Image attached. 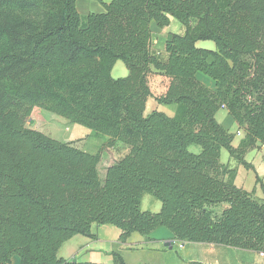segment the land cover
<instances>
[{"label": "trees", "instance_id": "obj_1", "mask_svg": "<svg viewBox=\"0 0 264 264\" xmlns=\"http://www.w3.org/2000/svg\"><path fill=\"white\" fill-rule=\"evenodd\" d=\"M95 1L105 11L82 18L76 0H0V264H107L58 257L76 235L96 240L93 225L118 228L122 243L164 227L174 241L264 254V186L256 198L220 162L226 150L251 170L245 155L264 146V0ZM171 18L183 32L152 51L150 24ZM117 61L128 74L115 79ZM151 73L167 79L155 100L175 116L145 114ZM35 107L103 144L89 153L25 127ZM222 107L244 132L237 147L216 119ZM116 144L125 153L100 179L101 154ZM144 194L158 212L141 209Z\"/></svg>", "mask_w": 264, "mask_h": 264}, {"label": "rangeland", "instance_id": "obj_2", "mask_svg": "<svg viewBox=\"0 0 264 264\" xmlns=\"http://www.w3.org/2000/svg\"><path fill=\"white\" fill-rule=\"evenodd\" d=\"M183 31L181 24L174 18H171L170 24L164 28V32L179 34ZM198 48L213 50L214 43L212 41H201ZM128 74L127 69L121 61H118L116 66L111 71V76L113 78L125 77ZM150 88L153 91L152 100L156 101L155 98L159 97L163 91L166 84H168L167 79L163 77H158L157 74L151 73L149 75ZM207 80L211 79L208 78ZM170 105L159 104L157 111L168 110ZM175 106V105H174ZM152 105L149 103L147 106V111L150 112ZM155 109V108H154ZM225 116L223 110H219L217 113V120L220 117ZM32 120V122H30ZM221 121V120H219ZM221 123V122H220ZM224 125V124H223ZM226 126V125H224ZM25 127L37 130L43 134L49 136L50 138L59 142H73L77 147L84 149L90 153H95L103 144V136H94L92 132L81 125L69 123L62 117H59L47 110L35 107L29 118L25 122ZM231 132H235L234 127L226 126ZM237 140V136L235 137ZM192 153H198L200 148L198 146L192 145L189 148ZM125 153V149L120 144H116L110 149H104L101 154V160L98 165L99 177L100 179L104 176V171L107 165L113 163L115 159H118ZM228 159V153L226 150L221 151V162H226ZM249 177H252V173H248ZM141 209L143 211L158 212L160 210V202L154 199L149 194H144L141 200ZM167 232L166 229H162ZM91 231L98 233L99 241L90 243L94 247H105L112 241L115 242V234L120 233V230L112 225H93ZM79 238L84 236L79 235ZM142 237L138 233H134L133 239ZM78 240L72 239L64 243L58 251V257L66 258V260L75 259L80 261L82 257L77 258V256L68 255V248L73 247L77 249ZM119 241V240H118ZM180 243L185 245V249L180 247ZM135 250L126 251L122 250V256L126 259L127 264H143L148 261H152L151 264H249L245 258H241V251L235 248L218 246L210 248L211 246L203 243H192L187 241H175L170 247L165 242L150 243L147 246L138 248L139 246L133 245ZM115 251H117L115 249ZM114 253V252H113ZM88 256L96 261V263H110L111 258L104 253L95 254L90 253ZM251 256L254 261H260L261 257L256 253H252ZM244 259V260H243ZM135 263H132L134 262ZM19 264V258L17 256L12 257L9 264Z\"/></svg>", "mask_w": 264, "mask_h": 264}, {"label": "crops", "instance_id": "obj_3", "mask_svg": "<svg viewBox=\"0 0 264 264\" xmlns=\"http://www.w3.org/2000/svg\"><path fill=\"white\" fill-rule=\"evenodd\" d=\"M110 1L111 0H102V2H104L106 4L110 3ZM75 6H76V10H77L78 14L82 18L86 17L88 14H91V13L99 14V13H103L105 11L103 5L101 3H99L98 1H95V0H76ZM164 28H162V29L157 28L153 22L150 24V29L152 31L150 48L154 52L162 53L164 51V42H165V39L168 35L167 33L164 32ZM181 33H179V34H181ZM169 34H171V33H169ZM200 42L201 41L196 42V44H195L196 47L200 45L199 44ZM214 47H215V45H214ZM211 51H215V48ZM117 62L114 64L113 68L116 66ZM113 68H112V70H113ZM154 74H157L158 77H163L164 79H166L161 74H158V73H154ZM195 76H196V79L200 83H202L203 85H205L206 87H208L209 89H211L213 91L215 90V82L212 80H211V82H209L210 80H207L209 77H207L206 75H204L200 72L196 73ZM149 79H150V77H148V85L150 88ZM167 85L168 84H166V87H164V91L160 96H162L165 93V91L167 89ZM150 91L153 95V91L151 88H150ZM149 103L152 105V107L150 109L151 111L158 109L159 104L156 101L152 100V97L148 98V100L146 102V107H145V114H148L151 112V111L150 112L147 111V106ZM169 107L170 108H168V110L160 111V112H163L164 114H166L169 117L175 116L176 111H177V106L176 105L174 106V104H172ZM220 110H223L225 112V116H222L219 118V120H221V121H219V120H217V121L219 123L221 122L220 124L226 130H228L230 133L234 134L233 146L237 147L240 140L244 137V132L242 130H238L237 125L234 123V121L231 119V117L228 116L227 111L223 107ZM216 119H217V114H216ZM223 124L226 126H229V127H234L235 132L234 133L231 132L230 129L227 128L226 126H224ZM236 136H237V140L235 139ZM82 150H84V149H82ZM244 160L247 163L251 164L253 169L246 170L242 166H237L236 162L233 159H230L229 156H228V159L225 163L221 162V156H220V162L222 164L228 165L229 168H236L234 184L237 187L242 188L243 190H245L247 192L254 191V196L256 198L263 199V193H262V190L260 188V185L262 184L264 186V146H260L256 149L252 150V151H249L245 155ZM111 164H109V165H111ZM109 165H107L106 168ZM250 172L252 173L251 178L249 177V174H248ZM257 179L259 181H256ZM160 207H161V204H160ZM162 229H166V228L160 227V228L152 231L146 238L138 237V238H136L135 241H131L133 239V235H134V233H133L124 243L118 241V237H119L120 233H116L115 234V238H116L115 242L112 241L110 244H107L105 247H94V246L90 245V243H92V242L99 241L98 240L99 239L98 233H94L92 231V233L96 235V240H92V239H89L87 237L79 238L80 236L76 235L68 241H71L72 239H80V240H78L79 246L77 247V249H74L72 246L69 247L67 256L74 255V256H77V258L82 257L81 259H79L81 262L96 263V261H93V259H91L88 256V254H90V253H95V254L96 253L97 254L104 253L105 255H107L108 257L111 258V261H109V262L112 263V261H113L112 253L114 252V253H118L122 257V259L124 260V263L127 264V261L122 256L121 251L126 250V251L131 252L132 250H135L133 245L139 246L138 248H142L143 246H147L150 243L165 242L167 245H170V247H171L175 241L172 240V235L167 229H166L167 232L165 230H162ZM171 242H173V243H171ZM206 245H208V244H206ZM180 246L182 247V249H185L184 244L180 243ZM213 247H218V246H211L210 248H213ZM115 249L117 251H115ZM237 250L241 251V258H245V260H247V262H249V264H264V255H260V253H257L261 257V260L259 262L258 261L256 262V261H254V258L251 256V254L254 252L247 251V250H240V249H237ZM66 258H68V257H65V259ZM151 262L152 261H148V262H145L143 264H151ZM15 263L17 264V262H15ZM110 263H107V264H110ZM132 263H135V260ZM135 264H137V263H135Z\"/></svg>", "mask_w": 264, "mask_h": 264}, {"label": "water", "instance_id": "obj_4", "mask_svg": "<svg viewBox=\"0 0 264 264\" xmlns=\"http://www.w3.org/2000/svg\"><path fill=\"white\" fill-rule=\"evenodd\" d=\"M30 122H32V120H30ZM171 243H173V242H171ZM72 262L74 263V262H76V260L75 259H72Z\"/></svg>", "mask_w": 264, "mask_h": 264}, {"label": "built area", "instance_id": "obj_5", "mask_svg": "<svg viewBox=\"0 0 264 264\" xmlns=\"http://www.w3.org/2000/svg\"><path fill=\"white\" fill-rule=\"evenodd\" d=\"M181 247V246H180ZM260 255H264L263 253H260Z\"/></svg>", "mask_w": 264, "mask_h": 264}]
</instances>
